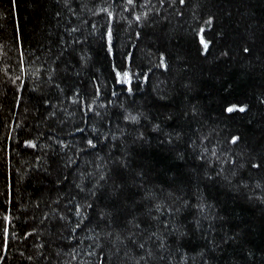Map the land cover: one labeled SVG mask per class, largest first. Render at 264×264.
<instances>
[{
	"label": "trees",
	"instance_id": "obj_1",
	"mask_svg": "<svg viewBox=\"0 0 264 264\" xmlns=\"http://www.w3.org/2000/svg\"><path fill=\"white\" fill-rule=\"evenodd\" d=\"M0 264H264V0H0Z\"/></svg>",
	"mask_w": 264,
	"mask_h": 264
},
{
	"label": "snow or ice",
	"instance_id": "obj_2",
	"mask_svg": "<svg viewBox=\"0 0 264 264\" xmlns=\"http://www.w3.org/2000/svg\"><path fill=\"white\" fill-rule=\"evenodd\" d=\"M181 2L183 3V0H181ZM128 3H132V0H128ZM137 19H139V17H137ZM201 31L203 32V29H201ZM200 42L203 45L205 51H207V49H208V43L204 40L203 36H201ZM245 51H247V49H245ZM118 75H119V73H118ZM124 76L127 77V73H125ZM237 110L240 111V112H244L245 111V108L244 107H237V106L233 105V106L228 107L226 109V111L229 112V113H231L233 111H237ZM238 139H239L238 137H233L231 142L232 143H236V141ZM253 166L254 167H259V165H253Z\"/></svg>",
	"mask_w": 264,
	"mask_h": 264
}]
</instances>
